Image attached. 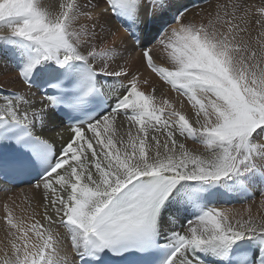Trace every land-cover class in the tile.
<instances>
[{"label":"snow or ice","instance_id":"1","mask_svg":"<svg viewBox=\"0 0 264 264\" xmlns=\"http://www.w3.org/2000/svg\"><path fill=\"white\" fill-rule=\"evenodd\" d=\"M190 13L0 0V59L26 86L0 94V193L32 181L0 203V264H264V218L223 207L264 198V0ZM132 56L190 109L142 90Z\"/></svg>","mask_w":264,"mask_h":264},{"label":"rangeland","instance_id":"2","mask_svg":"<svg viewBox=\"0 0 264 264\" xmlns=\"http://www.w3.org/2000/svg\"><path fill=\"white\" fill-rule=\"evenodd\" d=\"M185 1L186 0H184V2ZM195 2H198L199 5L195 4L193 2V0H191V2H187L189 8L192 9V13H190V17L193 18L196 22H200L202 17L204 19H207L208 13L210 11H212L213 3L217 2V0H213V3H202V0H195ZM251 3H253V5L259 6V3L256 2L255 0H252ZM193 4L197 5V7L193 8ZM260 5H261V3H260ZM195 13H199V15H195ZM124 34L127 36L126 33H124ZM117 45H118V43H117ZM136 58L138 59V57H136ZM130 62L131 61H130V58H129V63L126 65V67H128L129 69H134L136 67H139V70L142 73V75L140 77L141 80H142V78H145V76H146L152 82L154 77H156L157 78V82L156 83L160 86V88H159L160 92L159 93H162L167 99L171 100L174 103H177V105H179L180 102H184L186 104V97H183L180 93H177L175 90L171 89L170 86H168L167 84L163 83L156 75L151 73L150 70H148L147 68L143 67L142 65L131 66ZM157 62L160 63L159 60ZM11 64L12 63H10L7 59H0V71L3 70V69L6 71V72H1L0 73V94H8V93L12 92L14 87H15L14 85H11L12 82H11L10 76L14 75L17 66L16 65H11ZM143 73H146L145 76H144ZM16 86L17 87H15V88L17 90L22 85L17 84ZM150 89H151V87H149V86L148 87L142 86V90H144L146 92L150 91ZM189 109H190V105L186 104L185 111H188ZM260 201H261V203H260ZM263 202H264V198H262L254 190L253 193L251 194V196L247 200H242V201L241 200H230L229 203H232V204H226V205H223V207H230V208L233 209L234 212L236 211V213L237 212H243V213H241L243 215H241L239 218L246 217V219H247L249 215H252L251 212H249L250 207L251 206L254 207L255 205H257V207H259V204L262 206V205H264ZM22 204L25 205L24 202ZM261 206H260V209H261L260 211L262 213V212H264V210H262V209H264V206H262V208H261ZM1 210H2V207H0V211ZM255 211H257V209H255ZM252 216L254 218H257L254 215H252Z\"/></svg>","mask_w":264,"mask_h":264},{"label":"bare ground","instance_id":"3","mask_svg":"<svg viewBox=\"0 0 264 264\" xmlns=\"http://www.w3.org/2000/svg\"><path fill=\"white\" fill-rule=\"evenodd\" d=\"M256 2H258L259 3V6H260V3H261V0H255ZM55 2H56V0H52V3L53 4H55ZM187 2H189V0H186L185 1V3H187ZM252 2V0H249V3L250 4H253V3H251ZM257 6V5H256ZM125 32H124V30H123V28H121L120 29V31H119V33L117 34V36H116V44L118 43V45H119V43H120V39L122 38V37H125L126 35L124 34ZM137 58H136V56H132L131 58H130V65L131 66H134V65H137ZM11 65H14V64H11ZM8 71V70H7ZM1 72H6L4 69L3 70H1L0 71V73ZM144 72V71H143ZM144 74V76H145V74L146 73H143ZM154 74V73H153ZM155 75V74H154ZM4 79V78H3ZM141 79V78H140ZM144 79H148L146 76H145V78H142V81L144 80ZM149 81H150V86L149 87H151V86H155L157 89H158V93L160 92V90H159V88H160V86L156 83L157 82V78L156 77H154V79H153V83L151 82V80L150 79H148ZM11 82H12V80H11ZM164 83V82H163ZM18 83H13L12 82V84L11 85H14L15 87H17L16 85H17ZM154 84V85H153ZM13 86V87H14ZM14 87V89H13V91H15L16 90V88ZM18 89H24V90H26V86H21V87H19ZM17 89V90H18ZM151 90V89H150ZM179 106V105H178ZM64 125V121L62 120L61 121V126H63ZM59 131H61L65 136H67V130H66V128H64V127H62L61 129H59ZM23 187H26V186H22V188ZM25 195H31V193H25V192H23L21 189H17V188H15V187H11V186H9L8 185V190L6 191V192H4V193H0V203H2L3 202V198L4 197H13L16 201H17V203L18 204H21L22 206H25V205H23L22 203L24 202L25 203ZM260 203H261V201H260ZM264 203V202H263ZM254 206V205H253ZM260 204H259V207H257V205H255L254 207H250V209H251V214L252 215H254V216H256L257 218V220H259V219H261V218H264V212H262L261 213V209H260ZM262 206H264V205H262ZM262 206H261V208H262ZM255 209H257V211H255ZM262 210H264V209H262ZM259 211V212H258ZM233 213L235 214V218H239L241 215H243V214H241V213H243V212H237L236 213V211L234 212L233 211ZM0 215H3V209L0 211ZM245 215V214H244ZM248 216V215H247ZM243 217V216H242ZM245 219H246V217H244ZM0 249H3L4 248V244H5V234H4V231H3V228L2 227H0Z\"/></svg>","mask_w":264,"mask_h":264}]
</instances>
